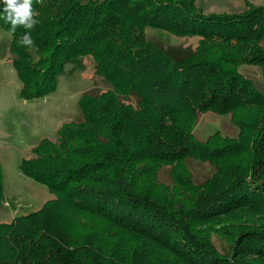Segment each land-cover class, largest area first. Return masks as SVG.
I'll list each match as a JSON object with an SVG mask.
<instances>
[{
	"label": "trees",
	"instance_id": "obj_1",
	"mask_svg": "<svg viewBox=\"0 0 264 264\" xmlns=\"http://www.w3.org/2000/svg\"><path fill=\"white\" fill-rule=\"evenodd\" d=\"M31 4L39 22L13 31L0 0L20 97L52 92L84 54L110 88L83 92L80 118L21 158L20 171L53 197L0 223V264H264V93L237 71H264V5L205 14L193 0ZM146 26L199 43L167 45L146 37ZM25 32L33 48L20 43ZM210 108L238 112L237 138L193 140L195 113ZM204 153L218 170L197 183L182 165ZM165 166L171 183L159 180ZM3 193L0 166V207ZM239 215L249 222L222 226V252L199 227Z\"/></svg>",
	"mask_w": 264,
	"mask_h": 264
},
{
	"label": "rangeland",
	"instance_id": "obj_2",
	"mask_svg": "<svg viewBox=\"0 0 264 264\" xmlns=\"http://www.w3.org/2000/svg\"><path fill=\"white\" fill-rule=\"evenodd\" d=\"M193 3L205 14H219L238 13L250 6L264 5V0H193ZM144 32L148 38L182 47L195 48L200 38L193 34L176 35L151 26H146ZM10 38V34L0 27V166L4 190L0 223L37 210L53 197L46 185L20 171L21 158L31 155L30 149L40 138H54L57 128L63 122L80 118L77 102L83 92L98 93L110 88L103 76L95 74L96 62L92 55L84 54L65 64L52 92L44 97L25 100L20 97L21 82L11 65ZM261 45L264 48V40ZM237 71L250 79L258 91L264 93V71L259 65L242 63L237 66ZM236 116L238 112L234 114L211 108L196 112L190 124L193 140L202 144L210 138L218 141L237 138L240 128L235 122ZM209 157L206 153L196 154L187 158L182 165L184 170L191 173L195 182L204 181L218 170ZM171 170L170 166L163 167L159 180L171 183ZM220 219H211L199 227L209 231L213 246L222 252L227 248V237L219 232L222 226L249 221L243 215L223 216Z\"/></svg>",
	"mask_w": 264,
	"mask_h": 264
},
{
	"label": "clouds",
	"instance_id": "obj_3",
	"mask_svg": "<svg viewBox=\"0 0 264 264\" xmlns=\"http://www.w3.org/2000/svg\"><path fill=\"white\" fill-rule=\"evenodd\" d=\"M3 5V12L6 13L5 18L13 31L18 26L30 30L39 22L33 18L36 13L32 10L31 0H3ZM20 43L29 48L34 47V42L28 32H25L21 37Z\"/></svg>",
	"mask_w": 264,
	"mask_h": 264
}]
</instances>
